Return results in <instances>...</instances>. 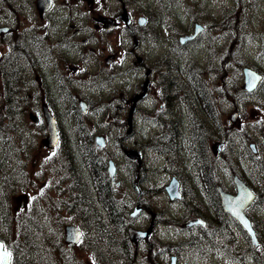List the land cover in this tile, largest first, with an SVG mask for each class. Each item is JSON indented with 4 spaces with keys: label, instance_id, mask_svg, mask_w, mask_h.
<instances>
[{
    "label": "rangeland",
    "instance_id": "374dc122",
    "mask_svg": "<svg viewBox=\"0 0 264 264\" xmlns=\"http://www.w3.org/2000/svg\"><path fill=\"white\" fill-rule=\"evenodd\" d=\"M58 1L60 5L57 10L62 12H68L66 8L74 3L69 12L74 17L81 14L87 17L89 21L86 33L91 30L96 35L93 41L85 45L87 54L83 56L85 61L82 62L81 70L85 71L84 68L89 67V56L104 60L108 54L118 52L120 43H123L127 48L137 51L132 55L135 60L140 55L144 63L149 60L151 65H162L163 72L154 80L150 89L151 99L146 104L147 109L133 116V135L125 140L122 128L119 131L122 134L117 136L118 140L116 135L119 132L114 126L112 130L106 128L103 147H99L94 138L100 134L99 131L108 122V118L96 114L95 110L86 113L76 110V114L69 115L70 110L66 104L68 94L62 95L57 84L50 86L49 95L59 107L57 109L62 123V135L59 145L48 148L43 141L45 128L43 130L40 121L32 122L29 113L33 112L40 117L41 74L45 78L47 75H54L52 65L45 62L46 58L52 61L48 52L50 49L43 47V51L38 47L31 52L34 55L30 57L31 61L36 66L22 69V73L12 79H7L8 76L3 71L12 46H17V42L27 33H42V22L30 0H24L23 3L18 0H0V22H4L1 25L12 24L15 27L11 35L0 34V143H5V147L0 148V158L4 155L0 159V237L5 240L9 250L16 253L18 263L128 264L127 256L120 251L123 248L136 258L130 264H170L172 255L175 256L174 264H245L244 260L246 264H264V0ZM122 2L132 16V27L124 29L122 23L114 31L104 34L95 31L91 17L106 11L118 10L122 13ZM9 5H16L23 14L16 15L15 19ZM141 15L145 17L143 25L138 23ZM231 15L232 19L229 18ZM46 20L49 21V15ZM73 21L77 22L76 18ZM194 23L201 24L202 31L195 42L185 47L186 42L180 43L179 37L189 33L188 30L193 29ZM69 32L67 29L68 39ZM129 32L133 35L130 36ZM63 43V46L51 49L54 54L67 53L69 56L66 57H72L76 53V59H79L78 45L69 42L66 46V42ZM20 48L18 45V49ZM186 62L197 72L196 76L206 81L214 91L212 98L215 105L211 107L216 109V116L220 121L221 138H215L219 132L211 129L210 121H213L210 117L207 115V119L203 120L209 129L206 132L210 131L206 136L207 147L209 144L213 147L208 148L209 154L221 162L223 183L228 185L233 171L240 173L258 192L257 201L251 208L258 243L252 246L250 256L246 254L245 245L251 244L247 243L243 232L236 227L216 226L209 229V234L217 236L215 240L219 244L218 251L205 250L207 241L203 234L199 233L198 227L193 228L196 230L190 229V222L196 221V217L203 213L201 208L208 209L204 191H200L195 172L198 164L188 166L185 154L179 153V144L175 141L182 137V129L178 131L176 120L166 127L164 134L173 135L166 141H157L158 138H163L162 131L158 130L155 120L151 123L147 121L156 118L153 97H157L159 102L163 100L164 108L174 109L175 114L178 112L171 103L181 98L176 94L183 87V68ZM245 65L259 70L263 75L258 89L252 93H246L242 88L241 67ZM169 74L173 81L168 82ZM7 80L11 84L16 81L12 85V92L13 87L15 92L11 98L5 92V86L9 84ZM213 81L216 82V88ZM83 84L88 85L86 80H83ZM158 84L163 86L159 87ZM189 93V96L184 95V100L181 99L193 111L196 98L190 89ZM234 113L236 116L232 122ZM168 116L175 115L170 113ZM80 123L89 130L79 127ZM188 134L193 136L190 131ZM203 135H199V138ZM215 139H221L219 151L214 149ZM135 141V145L141 144L144 150L141 167L137 166L136 160H130L121 152L124 143ZM250 144L256 146L255 153ZM200 145L201 141L197 145L198 150ZM187 150L188 147L184 146L183 151L186 153ZM168 151L173 153L174 158L167 162L163 155L168 154ZM108 158L116 163V179L119 181L118 185H113V201H118V211L122 210L127 214L113 225L109 224L107 215L102 217L106 207L101 198L94 204L93 198L90 199L91 192L87 189L89 185L84 184V179L91 181L93 161H107ZM210 167L213 170V165ZM182 171L186 176L182 184V192L185 193L180 198L170 199L162 188L168 184L171 176H177ZM64 173L65 177L61 178ZM153 186L159 189H150ZM76 187L79 192L77 195L73 190ZM190 197L195 205L192 203L187 206ZM137 204L142 207L134 216L132 212ZM144 204L149 208L144 207ZM162 205L165 211H171L175 216L173 223L162 224L163 218H159L160 213L157 211ZM102 220L105 223L101 224ZM150 222H153L154 232L135 245L127 237L126 229L131 225L146 229ZM68 223L77 225L84 232L77 245L64 243L63 228ZM119 224L125 228L124 234H116L115 229ZM181 228L186 233L180 232ZM182 238H186L187 249L181 248ZM101 240H105L107 253L99 249L101 246L98 242ZM117 241L123 243L119 246ZM215 256L219 259L212 263L211 258Z\"/></svg>",
    "mask_w": 264,
    "mask_h": 264
},
{
    "label": "flooded vegetation",
    "instance_id": "af4514ba",
    "mask_svg": "<svg viewBox=\"0 0 264 264\" xmlns=\"http://www.w3.org/2000/svg\"><path fill=\"white\" fill-rule=\"evenodd\" d=\"M18 1L21 3L24 2V0L22 1L18 0ZM30 1L31 3H33L34 8L38 13V16H40V20L42 22L40 23V31L43 30L44 31L39 35H35V33H27V34H32L41 39V45L39 46V48L42 49L43 51H44L43 47L47 48V50L50 49L48 50V52H49V57H51L52 61L46 58L45 62L52 65L53 74H54L51 77L47 75V78H45L44 75L41 74V80H40V86H41L40 97L42 98V101L40 104L41 113L38 120L41 122L43 126V130L45 128V136L47 134L46 133L47 118L45 116V112H47L54 118L55 121L56 134H57L56 146L59 145L61 142L62 123H61V119L58 117L59 109H57L58 106L57 103L54 101V98L49 95L50 86H54L57 84L62 95L65 93L68 94L66 104L70 110L69 115L76 114L75 112L76 110L81 113H86L87 111L95 110L96 114H101L108 118V122L104 123L103 128H101V130L99 131L100 134L96 135V137L94 138L95 143H97L98 140L104 146L105 136H106L105 130L106 128H110V130H112V126H114V129L118 132L122 128L124 129L125 136H123V138L125 140L126 138L131 137L133 135L132 133L133 129H131L130 133L127 132L126 121L130 106L132 105V98L133 96L141 94L139 99L136 100L134 103L135 116L138 114L139 111L147 109L146 104L148 103L149 99H151V96H149L150 89L152 85H154V80H156L158 77L161 76L163 72L162 65H151L149 60L148 61L145 60L144 63L140 55H137L135 60L132 55H134L137 51L134 48H127L125 44L120 43L118 52L114 51L112 54H108L104 58V60L94 59L89 56V58L87 59L89 63V67H85L84 68L85 71H83L80 68L82 62L85 61V59H83V56L87 54L85 45L87 42L93 41L96 37V35L93 34L91 30L90 33H86V31H88L89 19L85 17L83 14H81L78 17L77 16L74 17L72 13L69 12L73 9L74 3L73 5L66 8L68 12L65 11L62 12L60 10H57L60 5L58 0H49L50 1L49 8L44 12H39L36 8V0H30ZM120 8L122 9V13L116 10V11H106L104 13H99L97 15L92 16L91 20L93 21L92 24L94 30L100 31L102 34H104L105 32L114 31L122 23L124 29H129V27H132L133 24L132 16L127 11L123 2L120 4ZM9 9L12 13V16L15 19H16V15L23 14L22 11H20L17 8L16 5H9ZM124 12H126L127 17L129 19L128 24H125L122 21V17H124L125 14ZM47 15H49V21L46 20ZM56 18L59 19L56 20ZM73 18H76L77 22L73 21ZM229 18L232 19L233 18L232 15ZM103 19H106L107 22H103ZM3 23L4 22H0V28L7 27L8 29L6 32L0 30V34L11 35L15 29L14 25L12 24L1 25ZM64 25L66 27L61 28ZM67 29L70 30L69 32L70 39L67 38V34H66ZM188 31L192 32L193 29H190ZM82 32H84L85 34H82ZM132 32H134V29L132 30ZM132 32H129V34H131L130 36L133 35ZM91 33L92 35H90ZM198 36L199 34L192 40L191 43L195 42ZM76 38L79 39V42L77 41ZM22 40L23 39H20L17 42V46L15 47L12 46L10 55H12L17 50H21V48L18 49V45L20 44L24 51V44ZM63 42H66L65 43L66 46L68 45L69 42L72 45H78L79 59H76L77 58L76 53H74L72 57H66L69 56V54L67 53L54 54V52L51 49H53L58 45L63 46L64 45ZM189 44H186L185 47H188ZM136 46H137V41H135L134 43V47ZM198 70H200V68ZM43 72L44 71H41V73ZM196 73L197 72H194L190 68L188 62H186V65L183 68V77H184V80L182 82L183 87L181 86V92H178L176 96H180L184 100L185 94L187 96L190 95L189 93V89H190L191 94L193 95V97L196 98L195 100L198 101L195 104L201 107L203 112L202 113L199 112V110L195 108V104H193L192 106L193 111L189 110L188 106L181 98H177L176 99L177 101H175V103H171V105L173 107H176L179 114L181 115L180 128L182 129V131L185 129L186 133L190 131V133L193 135V136H190L189 134L181 135L182 137L181 138L178 137L175 143L178 142L179 144V147H177L179 153L183 152L185 154V158L188 159V166H190L192 163L198 164V169L195 172L197 175V179L199 181L200 191L201 189L204 191L205 201L208 204L207 205L208 209L206 210V208H201L203 213H201L198 217H196L197 222L195 220H192L190 222V226L192 227L190 229L198 227L199 233L203 234L206 240L209 236H215V234L214 235L209 234L207 236L208 234L207 231L217 226L216 220L213 216V212H215V210L221 212L226 219L224 225H222L223 220L220 221L222 227H236L239 230H241V225L238 222V220L223 210L221 204V197L219 195V189H222L223 191L228 193L235 194L236 182L234 181V176L237 175L253 191L255 195L253 201L243 209L244 217L250 221L253 227H254V221H253L251 208L253 207L252 205L257 201L258 192L253 188V186L248 184L246 179L240 173H235L233 171H231V179L230 178L228 179L229 180L228 185H225L223 183L222 175L220 171L221 162H218L217 160L213 159L209 154L210 152L208 148L211 147V149H213V147L210 144L207 147L208 143L206 140V136L207 133L210 131L206 132L209 129L206 127V124L204 123L203 120V118L207 119V115H208L210 119L213 121V122L210 121V125H212L211 129H214L213 131L216 133L219 132L215 138L218 137L221 138V132L219 129L220 121L216 116V109L211 107V105H215V100L212 98L214 91L209 87L206 81H203L200 77H197ZM79 76H81V78H79ZM83 80H86L88 85L83 84ZM145 81H147L146 87L142 85ZM15 82H13L12 84L13 86ZM213 82H214V87L216 88V82L215 81ZM187 85H189V88L187 87ZM158 86L162 87L163 85L158 84ZM13 89L15 88L13 87ZM143 89L144 92H142ZM177 90H179V88H177ZM85 92H88V95H85ZM81 100H83L86 104L85 110H82V108L80 107ZM152 100H153V111L156 113V118L147 119V121L148 123H151L152 120H155V125L158 127V130L162 131L163 138L162 139L158 138L157 141L169 140L170 138L167 137L164 134V132L167 131L166 127L168 126V124L174 123L175 121L174 117L168 115L170 113H174L175 115V110L174 109L172 110L169 107L164 108L163 106L165 102L163 100H160V102L157 101V97H153ZM108 104L109 106H107ZM110 117L112 118L110 119ZM195 119L198 121V124L194 123ZM73 124H75L74 119H73ZM79 127L86 128V126L83 123H80ZM87 129L88 128H86V130ZM87 134L89 135V137L91 136L90 133ZM121 134L122 132H119L118 135H116V137L117 136L119 137V135ZM199 135L200 136L203 135V137L199 138ZM220 140L221 139L214 140L215 143L214 149H217V151H219L220 146L222 144ZM200 141L202 148L200 145V150H198L197 145L198 143L200 144ZM136 142L137 141L128 144L124 143V145H122L121 147V152L122 153L125 152L126 146L133 145L129 147H135L138 150H140L143 157L144 150L141 148V144L135 145ZM184 146L188 147L186 153L183 151ZM163 158H165V160L168 162L170 159L174 158V155L171 151H168V154H164ZM109 160L110 158H108L107 161L106 160H102L100 162L98 161L102 167V171H104L105 173L107 172V163ZM141 165L142 163L137 164L138 167H141ZM211 165H213V172L211 174H208L205 172V169L207 168V166L210 167ZM115 167L117 168V166ZM183 170H185V168H183ZM183 172L184 171L178 173L177 176H171V179L175 178L178 181L180 187L182 186L183 178L185 177V173ZM162 191L166 194L164 187L162 188ZM191 205L192 204L187 206H191ZM137 207L141 208L142 206L140 204H137ZM190 234H192V232H190ZM243 237L246 239L247 243L250 242L244 232H243ZM252 246L253 244L245 245L247 256H250V253L252 251ZM193 258L197 260L196 257Z\"/></svg>",
    "mask_w": 264,
    "mask_h": 264
},
{
    "label": "bare ground",
    "instance_id": "6f19581e",
    "mask_svg": "<svg viewBox=\"0 0 264 264\" xmlns=\"http://www.w3.org/2000/svg\"><path fill=\"white\" fill-rule=\"evenodd\" d=\"M192 8V7H191ZM214 33V32H213ZM212 33V34H213ZM23 44H24V51L22 49V46H21V50H17L15 51L12 55L8 56L7 57V62L5 64V68H3V71L5 72V74L8 76L7 79H12L13 76L17 75V74H21L22 73V69H30L31 67H35L36 66V63L31 61V58L30 57H33L34 55L31 53L33 52L34 50H36L40 45H41V39L32 35V34H26L24 37H23V40H22ZM27 61H31V63H28ZM28 71V70H27ZM26 73V71H24V74ZM170 81H173V77L169 74L168 75V82ZM7 82H9V84L7 83L6 86H5V92L10 95L12 97H14V89H13V92H12V84L10 82V80H7ZM11 85V86H10ZM12 92V93H11ZM11 93V94H10ZM85 95H88V92H85ZM198 101L194 99V103H197ZM195 108L197 110H199V112H203L202 108L199 107L197 104H195ZM174 119L176 120V123L179 125L178 126V131L180 130V122H181V115L177 112L174 116ZM194 123L195 124H198V121L195 119L194 120ZM182 135H188V132L186 133V130L184 129L181 133ZM166 136L167 137H172L173 135L171 134H167L166 133ZM173 141V140H172ZM2 143H0V148L3 149V147H5V143H3L4 141H1ZM11 161H13V159H11ZM11 161H9L10 163H12ZM92 167V179H93V185L95 187H98V188H102L103 192L105 193V195L107 197H109L110 195V192L107 190L106 186H105V179L102 175V167L100 165L99 162L97 161H94V163L91 165ZM76 170V168H74ZM211 171V172H210ZM205 172L208 173V174H211L213 172V170L211 169V167H208L205 169ZM187 175V174H186ZM188 177V176H187ZM186 178V176L184 177V179ZM85 181V179H84ZM88 181V180H86ZM191 186L194 187L193 184H191ZM154 188L155 190H158L159 188L158 187H150V189ZM87 189H90V186L87 187ZM195 190V188H194ZM159 196L162 197V193L159 192ZM90 199L93 198V202L94 204L95 203H98L99 200H100V196L99 194H94L93 193H90ZM172 199V198H170ZM192 197L189 198V200H187L190 204H192ZM191 200V201H190ZM146 203V201H145ZM145 205V204H144ZM193 205H195L193 203ZM144 207H148V205L146 204ZM105 213L102 214V217H104L105 215H107V220L110 223V219H109V216L107 214V209L104 210ZM159 213H160V217L159 218H163L162 220V224L165 225V224H170V223H173L174 219H175V216L173 215V213L171 211H165L163 205L161 208H159L157 210ZM126 212H123L122 210L118 211L117 212V221L116 222H119V220H121V218H125L126 217ZM213 216L216 220V223H217V227H222V225H224L226 219L224 217V215L221 213V212H218L217 210H215V212H213ZM223 220V221H222ZM220 221H222V225L220 223ZM102 223H105L103 220L101 221V224ZM107 227V226H106ZM173 227V225L171 226ZM180 232H185L186 233V230L181 228L179 230ZM208 234L207 236L209 235V230L207 231ZM210 235H213L210 233ZM217 236H209L206 241H207V244L205 247V250L207 251L208 249H213L212 251L213 252H217L218 251V243L216 240H214V238H216ZM105 238V237H104ZM187 239H190L189 237ZM180 241L182 242V245H181V248L182 249H187L185 247L186 246V242L184 240V238L180 239ZM119 246L121 245V243L123 242H120V241H117ZM99 246H101V248H99L103 253H107V247H106V243H105V240H101L98 242ZM121 251V254L122 255H126L127 256V263L130 264L132 261H135V257H133L126 249L123 250V248L120 249ZM263 261V260H262Z\"/></svg>",
    "mask_w": 264,
    "mask_h": 264
},
{
    "label": "water",
    "instance_id": "95a60500",
    "mask_svg": "<svg viewBox=\"0 0 264 264\" xmlns=\"http://www.w3.org/2000/svg\"><path fill=\"white\" fill-rule=\"evenodd\" d=\"M48 4H49L48 0H37V7L39 10L44 9L46 6H48ZM126 22H128V21H126ZM184 38H186V37H183V39ZM243 71H244V75H245V88L247 90H252L256 86L257 82L259 81L260 75L258 73H256L255 71L249 69V68H244ZM135 99H136V97L133 98V101ZM132 111H133V107H131V109H130V114ZM47 130H48V135L45 139V142L49 147H52L56 143L57 137H56V130H55L53 118L50 117L49 115L47 116ZM127 154L132 158L139 155V153L135 150L128 151ZM108 171H109L110 176H113L114 172H113L112 164H110ZM235 180H236L237 187L239 190L238 196H241L243 198L241 205L239 207V209L241 210L246 204H248L250 202L253 195L248 190V188L243 184V182L241 180H238L237 177H235ZM167 191H168L169 197L172 199L180 196V194L177 192L176 185H174L173 183H171L169 186H167ZM223 194L224 193L221 192V195H223ZM227 198H228V196H223L224 209L231 212L232 214H235L242 221L241 212H239L238 214L235 213L233 206L231 205V202L229 200H227ZM244 227L247 229L248 233L253 238L254 237L253 230L250 227L248 220L246 221V224H244ZM151 231H152V223L150 224L149 228L145 231L138 230V229H135L133 227L128 228L129 238L132 240H136L138 238H143V237L147 236ZM64 232H65L64 240L67 243H76L79 240V238L81 237V232L78 230V228L75 225H72V224L66 225L64 227ZM0 245H2V244L0 243ZM5 252H6V250L0 248V257H3L2 259H0V264H8V260H9L8 255L3 256V254ZM171 264H173V262H171Z\"/></svg>",
    "mask_w": 264,
    "mask_h": 264
},
{
    "label": "trees",
    "instance_id": "16d2710c",
    "mask_svg": "<svg viewBox=\"0 0 264 264\" xmlns=\"http://www.w3.org/2000/svg\"><path fill=\"white\" fill-rule=\"evenodd\" d=\"M10 96V95H9ZM11 98V96H10ZM4 156V155H3ZM2 156V157H3ZM1 157V158H2ZM0 158V159H1ZM105 183H106V179H105ZM79 186H81L80 184H78ZM106 188L108 189L109 186L108 184L106 183L105 184ZM95 189H99L100 193H99V196H101V200L104 204V206L106 207L105 209H107V214L110 215L109 216V219H110V223L111 225L115 224V223H118L116 222L117 221V212H118V206H116L113 202V200H110L108 201L109 197H107L105 195V193L103 192L102 188H98V187H95ZM75 194H79V192H75ZM1 206V205H0ZM115 232L116 234L119 233V234H124L125 233V228L122 226V224H119L116 229H115ZM12 264H19L18 263V260H17V256H16V253L13 251V261H12Z\"/></svg>",
    "mask_w": 264,
    "mask_h": 264
},
{
    "label": "snow or ice",
    "instance_id": "6c2138e0",
    "mask_svg": "<svg viewBox=\"0 0 264 264\" xmlns=\"http://www.w3.org/2000/svg\"><path fill=\"white\" fill-rule=\"evenodd\" d=\"M3 246L2 245H0V248H2ZM8 255V253L7 252H5L4 254H3V256H7ZM3 257H0V259H2Z\"/></svg>",
    "mask_w": 264,
    "mask_h": 264
}]
</instances>
